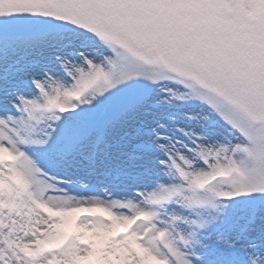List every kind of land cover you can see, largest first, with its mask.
<instances>
[{
	"label": "snow or ice",
	"instance_id": "obj_1",
	"mask_svg": "<svg viewBox=\"0 0 264 264\" xmlns=\"http://www.w3.org/2000/svg\"><path fill=\"white\" fill-rule=\"evenodd\" d=\"M0 264H264V0H0Z\"/></svg>",
	"mask_w": 264,
	"mask_h": 264
}]
</instances>
